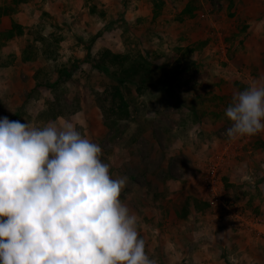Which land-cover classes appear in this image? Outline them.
<instances>
[{
	"label": "rangeland",
	"instance_id": "1",
	"mask_svg": "<svg viewBox=\"0 0 264 264\" xmlns=\"http://www.w3.org/2000/svg\"><path fill=\"white\" fill-rule=\"evenodd\" d=\"M185 2L28 0L0 25L35 27L57 39V60L43 65L51 85L59 69L68 72L59 90L79 110L53 122L73 123L101 146L112 178H128L120 200L147 225L141 238L149 258L158 264H264V243L256 242L259 234L250 225L264 223V132L230 139L225 117L233 92L264 76V0H199L192 19L180 14ZM24 38L32 40L25 34L0 41V118L42 128L52 122L41 113L53 94L35 86L34 67L21 61ZM103 48L128 52L135 63H168L142 95L135 84L126 85L128 121L104 122L93 103V94L110 81L89 63ZM211 168L214 193L206 186ZM193 200L200 203L197 212Z\"/></svg>",
	"mask_w": 264,
	"mask_h": 264
},
{
	"label": "clouds",
	"instance_id": "2",
	"mask_svg": "<svg viewBox=\"0 0 264 264\" xmlns=\"http://www.w3.org/2000/svg\"><path fill=\"white\" fill-rule=\"evenodd\" d=\"M155 114V113H150ZM230 139L264 132V76L234 91ZM102 148L68 121L0 118V264H158Z\"/></svg>",
	"mask_w": 264,
	"mask_h": 264
},
{
	"label": "trees",
	"instance_id": "3",
	"mask_svg": "<svg viewBox=\"0 0 264 264\" xmlns=\"http://www.w3.org/2000/svg\"><path fill=\"white\" fill-rule=\"evenodd\" d=\"M27 1L7 0L5 5L0 6V18L11 15L19 4ZM160 5L161 3H154L156 9H159ZM200 9L199 0H186L180 14L183 18L192 19L199 14ZM25 34L32 36V40L23 39L21 61L34 67L33 80L35 86L49 88L53 94L52 99L47 101L45 111L41 113L43 120L53 122L58 118L74 115L79 110V103L76 100H69L65 89L59 90L61 86L59 79L62 77L67 78L69 76L68 72L65 69H59L57 72L58 79L51 85V77L45 70V65H43L44 62H55L58 58V41L54 38V35L44 36L39 28H26L16 23H13L10 28H4L0 25V41L3 43L22 37ZM35 43H38L39 47H36ZM89 63L94 69L104 73L110 80L108 86L102 91L93 94V103L100 118L104 122L111 123L128 121L132 115L124 93L126 85L135 84L137 86L136 92L142 95L145 84L152 85L154 83L153 74L168 66L167 62L162 66H150L146 62L135 63L128 52L117 53L107 48L98 50L93 56L89 55ZM199 204V201L193 200L192 208L196 212L199 209ZM185 217L186 215H182V218Z\"/></svg>",
	"mask_w": 264,
	"mask_h": 264
},
{
	"label": "crops",
	"instance_id": "4",
	"mask_svg": "<svg viewBox=\"0 0 264 264\" xmlns=\"http://www.w3.org/2000/svg\"><path fill=\"white\" fill-rule=\"evenodd\" d=\"M261 144L264 147V139H262V143ZM261 152H260V154H264V148H262ZM250 225L252 226V228H254V230L256 231V233L259 234V236L257 237L258 238L257 240H260V242L259 241H256V242L258 244H263L264 243V237H263L264 236V223H263V221L262 222H258V223L257 222L256 223H250ZM137 228H138L139 236L141 237V235L143 234V238H144L146 236V234H147L146 233V229L148 228L147 225L145 223H137ZM195 233H196V230H192L191 234H195ZM169 236H170L169 233L166 234V235L164 234V239H167ZM161 237L163 238V235ZM173 241L179 242L181 240H179V238H175ZM152 244H155V245H152ZM160 244L163 245V246H165V244H163L161 241L158 242L157 246L160 245ZM155 246H156L155 241L150 242V245H148V251H149V248L152 247V251H149L150 254L153 253V252H155V250H156L155 249ZM158 248L161 250V247H158ZM159 253H160V251H159ZM248 256H250V255H248ZM262 263H263V260L262 259L259 260V264H262Z\"/></svg>",
	"mask_w": 264,
	"mask_h": 264
},
{
	"label": "built area",
	"instance_id": "5",
	"mask_svg": "<svg viewBox=\"0 0 264 264\" xmlns=\"http://www.w3.org/2000/svg\"><path fill=\"white\" fill-rule=\"evenodd\" d=\"M213 170H214L213 168L209 169V173H208L209 179L206 182V186L208 187V189H210V191L212 193H214L213 192V187H214L213 186V180H214V177H215V174H214ZM212 197H214L215 199H217L215 194H213Z\"/></svg>",
	"mask_w": 264,
	"mask_h": 264
}]
</instances>
